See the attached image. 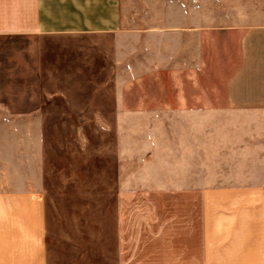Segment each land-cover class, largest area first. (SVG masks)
Masks as SVG:
<instances>
[{
  "label": "crops",
  "instance_id": "1",
  "mask_svg": "<svg viewBox=\"0 0 264 264\" xmlns=\"http://www.w3.org/2000/svg\"><path fill=\"white\" fill-rule=\"evenodd\" d=\"M15 37H113L112 66L139 84L124 109L172 117L169 176L142 191L114 264H264V0H0ZM29 53L26 74L49 78L45 44ZM0 264H48L35 186L0 188Z\"/></svg>",
  "mask_w": 264,
  "mask_h": 264
},
{
  "label": "rangeland",
  "instance_id": "2",
  "mask_svg": "<svg viewBox=\"0 0 264 264\" xmlns=\"http://www.w3.org/2000/svg\"><path fill=\"white\" fill-rule=\"evenodd\" d=\"M113 40L0 39V188L43 192L48 264H114L118 236L139 234L142 191L169 176L172 117L124 109L139 84L112 66ZM44 44L50 77L27 75Z\"/></svg>",
  "mask_w": 264,
  "mask_h": 264
}]
</instances>
